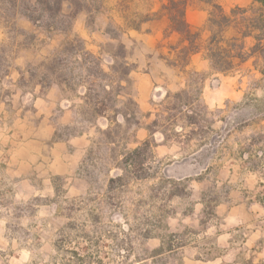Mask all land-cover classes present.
Segmentation results:
<instances>
[{
  "label": "rangeland",
  "instance_id": "374dc122",
  "mask_svg": "<svg viewBox=\"0 0 264 264\" xmlns=\"http://www.w3.org/2000/svg\"><path fill=\"white\" fill-rule=\"evenodd\" d=\"M174 1L184 2V15L204 2L219 17L217 0ZM159 3L83 0L52 42L55 33L26 32L17 17L13 30L0 24L8 71L22 49L31 51L16 86L0 72L8 123L0 138V264H264L261 89L250 75L238 82L186 67L189 40L169 34V0V17L154 16ZM190 29L202 45L205 32ZM49 80L76 104L70 120L59 109L47 117L54 136H89L73 172L47 168L43 133L34 134L39 148L29 140L33 107L17 97ZM205 92L224 100L209 106ZM11 103L25 115L18 133Z\"/></svg>",
  "mask_w": 264,
  "mask_h": 264
},
{
  "label": "crops",
  "instance_id": "0c3cea01",
  "mask_svg": "<svg viewBox=\"0 0 264 264\" xmlns=\"http://www.w3.org/2000/svg\"><path fill=\"white\" fill-rule=\"evenodd\" d=\"M109 0H103L102 4L106 3ZM159 4L154 6L152 8V12L154 13V16L161 17L160 19L164 20L165 17H169L168 14L164 13L163 9L167 8V5L164 3V0H159ZM219 5L222 7L223 11L225 13H229L230 10L235 7H243L247 8L248 11L245 12L246 15H249L251 13V10H256L259 8L264 9V3L259 0H217ZM111 8H117V4H110ZM185 21L189 25V27L194 28H200L205 32V35L203 36L204 40L202 41V45L197 43V39L195 40V45H197L198 50L194 52H190L184 59V64L186 67H192L197 71H210L211 76L212 75H218L221 74L224 78L227 80L232 81H238L242 82L244 75H250L251 77H254L253 83L256 87L261 89V94L257 95V101L258 102H264V76L259 72V70L254 66L253 60L254 57H249L246 60L242 62H238V60H235V66L227 73L219 72L214 70L211 67V63L209 59L206 57L207 52V44H208V38L212 32V29L208 26V19L210 16V13L208 14L207 8L205 7L204 2H199V4L195 7H187L185 10ZM249 12V14H247ZM80 16V15H79ZM78 17V16H77ZM124 17V15H122ZM163 17V18H162ZM236 17H240V14H237ZM16 25L19 26L22 30L26 32H34L38 34L37 27L27 18L23 16L17 17ZM167 22V21H166ZM171 22L168 23V29H170L169 25ZM167 24V23H166ZM79 28V27H77ZM80 30L79 32L84 38H89V33ZM171 32H177L170 29L169 34ZM179 33V32H178ZM4 30L0 26V40L4 38ZM145 36H151L149 33H145ZM223 36L225 39H236L237 42L241 43L243 45V51H248L249 48L254 43V37L252 35L247 36H241L240 28L239 26L232 22L230 25L226 26L223 31ZM54 38H58V33L55 32L51 37L48 38L51 42L54 40ZM204 42V43H203ZM31 51H29L28 48H24L20 51L19 55L15 58V61L11 64L9 67V71L5 75L7 78H9L13 85L16 86L17 79L22 75L23 78H25L27 70L25 71V67L28 61V55ZM262 63V62H261ZM260 63V64H261ZM177 64V63H176ZM238 70L242 71L241 74L234 75L232 71ZM231 72L232 76L229 74ZM138 75L140 77H143L146 81V79L149 78V73L147 72H138ZM28 78V75H27ZM41 87L40 84H37ZM36 85V86H37ZM35 86V87H36ZM43 88V87H41ZM34 89L33 92H21L18 94L17 97L25 98L28 97L27 101L30 102L31 106L33 107L32 110V118H35L36 121H31V135H30V144H36L39 148V145L41 143V138L39 136H35L34 134H40V132L43 133L44 137L42 138V143L45 145H48L47 147V168L49 170H53V173H65V172H73L77 168V166L80 163L81 158L83 157V154L85 150L87 149L89 145V136L85 133L69 136L65 139H59L54 136L55 128H53L52 124L49 122L48 118L50 114L53 111H57L58 109L61 111V117H65V120H68V118L73 116L75 113V101L67 96H64L61 94V88L56 84H50L45 89ZM20 89V88H19ZM21 90V89H20ZM241 92L240 89L236 91L235 98L239 99L242 95H239ZM208 94V93H207ZM242 94V93H241ZM15 94H12L11 97H13ZM205 103L209 106H215L219 102L223 101L224 99L221 98L220 101H216L214 99H211L209 94L206 96V92L204 95ZM12 112L14 113L13 119L10 124V129L16 130L19 123H23L22 121L25 118V115L22 113V108L13 105L11 103ZM6 109H5V103L3 101H0V138L2 134L8 133V123L5 122L4 118L6 117ZM69 118V120H70ZM9 129V130H10ZM15 133H18L17 130ZM48 143V144H47ZM3 147L0 148L2 150ZM37 156V159L41 156L40 154H35ZM33 154L31 153L30 157L33 159ZM262 212V211H261ZM250 221V218H249Z\"/></svg>",
  "mask_w": 264,
  "mask_h": 264
},
{
  "label": "trees",
  "instance_id": "16d2710c",
  "mask_svg": "<svg viewBox=\"0 0 264 264\" xmlns=\"http://www.w3.org/2000/svg\"><path fill=\"white\" fill-rule=\"evenodd\" d=\"M70 1L72 12L64 11V2ZM83 0H0V24L9 30L14 29V19L23 16L30 20L38 29L46 32L48 36L55 32L67 31L72 26V18L75 13L83 8ZM102 2L103 0H99ZM264 3V0H259ZM173 10H171L170 29L183 35L189 40V45L183 47V56L198 50L195 45L196 33H191V29L184 18V2L169 0ZM219 17L208 19V26L212 32L208 38L206 57L211 63V67L219 72L227 73L235 66V60L242 62L249 57H254L253 64L264 76V9L251 10L249 15L245 12L247 8L233 7L227 14L218 4L213 5ZM168 8V7H167ZM240 14V17H236ZM232 22L236 23L241 32V36L252 35L254 43L248 51H243V45L236 39H225L224 28ZM191 34V35H189ZM70 49H74L72 43ZM86 56L98 62L96 56L90 52H85ZM262 62V63H261ZM261 63V64H260ZM8 60L6 46L0 44V72L7 74ZM54 80L47 81L49 86ZM102 106L95 108L100 113ZM138 149L133 150L137 152Z\"/></svg>",
  "mask_w": 264,
  "mask_h": 264
}]
</instances>
